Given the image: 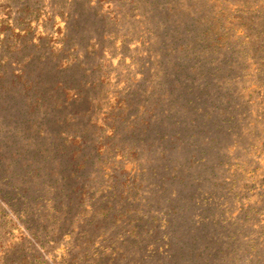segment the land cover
<instances>
[{"label": "rangeland", "instance_id": "1", "mask_svg": "<svg viewBox=\"0 0 264 264\" xmlns=\"http://www.w3.org/2000/svg\"><path fill=\"white\" fill-rule=\"evenodd\" d=\"M0 264H264V0H0Z\"/></svg>", "mask_w": 264, "mask_h": 264}]
</instances>
